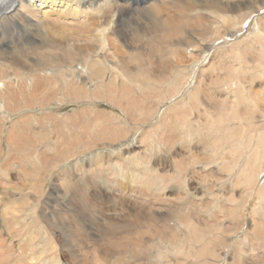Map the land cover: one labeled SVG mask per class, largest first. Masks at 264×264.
<instances>
[{"label":"rangeland","instance_id":"1","mask_svg":"<svg viewBox=\"0 0 264 264\" xmlns=\"http://www.w3.org/2000/svg\"><path fill=\"white\" fill-rule=\"evenodd\" d=\"M258 2L261 3L262 0H258ZM149 3H153L152 5L156 6H166L158 0H152ZM106 11L107 8L105 9V12ZM141 11L140 7L138 10L133 11L129 7L116 10V12L112 11L113 15L108 11L110 13L108 20H111L110 26L117 30L115 33L108 34L109 40L116 46H120L119 48L126 56L125 62L129 63L125 65L127 71H140L143 73L142 69L139 67L137 69L136 63L131 59V55L136 54L132 52L138 50L146 59V66L149 67L151 65L152 68L150 70L154 69L152 72H155V75L162 76V74L169 73L170 69L176 65L177 59H182V64L188 65V70L192 76L188 88H185L180 94L161 102L160 106L158 105V100L147 102L146 107L152 108L150 113H154L153 115L149 112L148 114L150 115L146 114L147 117L145 114H133L134 111L128 109V112L131 114L126 116L124 111H122L124 107L114 105L115 103L110 100L108 101L107 98L96 100L93 103V101L89 102L84 98L78 101L72 94L66 93L63 90L64 82L61 81V76H57L56 74L58 72H55V69L61 62L63 65H66L65 62L61 61L60 57V53L63 54V51L49 50L46 47L39 50L38 53L33 54V51L27 49L28 56H25L26 63L32 70L30 71V67L26 68L19 65L11 69V74H13V72H21L23 75L32 74L34 75L33 78H35V81L37 79L38 81L36 87H31L25 83L20 85L22 90L21 93L18 94L19 96L17 95V100H20V102L23 103L21 105L27 109L18 110L16 113H10L12 112L10 109L12 108L6 107V101L4 99L0 100L4 105L3 112H0V116H2L0 119H2L1 123L5 128L3 133V144L0 145V160H2L0 161V201L3 199L0 204V253L5 251L2 247L4 246L2 242L8 245L12 244L10 243L12 236L8 232L3 216V209L9 207L15 209L18 215L27 214V216H25L26 223H31L32 226L39 224L37 228L30 227L34 233L36 232L35 234H39L40 237L38 238L44 244L53 248L47 251L44 257L48 258L57 253L61 255V262L59 264H76L77 260L79 264H153V262H157L158 264H201L202 260L207 261V264H264V245H262L264 241L259 242L253 237V234L255 235V231L253 230L255 224H262L261 219H264V209L263 215H260L261 209H258L257 213L248 211L249 207L253 205L252 203H254L253 207L257 208L259 206V202L257 203L259 200L256 201V199L260 196H256V192H252L253 194L251 193V196L250 193L246 192L247 189L244 188L245 184L238 181L242 169L241 165L244 162V153L240 155L238 154L240 152H234L233 150L227 153L226 150L223 151L222 148H218L223 141L218 139L219 132H215V129H212L214 131V135L212 136L204 137L203 134L195 132L193 134V139H191L192 137L188 136V133L185 134L182 130H178L175 124V119L179 114L185 115V113H189L190 119H192L193 123L196 125L194 131L199 128V122L197 121L200 120L201 124V122L207 120L204 114H202L201 117L199 116L200 118L198 117V110H195L197 108L192 109L193 105L197 103V99L191 98V93L195 90V86H198V92L200 93L199 98L208 99L211 108L226 97L224 92H219L217 84H214V79L221 75L224 76V70L219 71L220 68L225 66L228 68V65L233 61L230 55H220L222 50L230 47L232 48V46L237 47L240 51H243L244 47H246V50L244 49L245 55L242 58L243 61L247 60V62H245V67L250 68L246 75L247 77L245 76L247 79L246 86L248 88L253 86V89L262 90L264 87V68H262L264 67V42H258L259 40H256L255 36L257 32L255 28L257 23H259V19L264 22V8L258 12L256 11L254 16L247 19L243 24L242 30H238L239 28L232 29V31L234 30L233 33L231 31L229 33L233 35L227 34L223 39L221 38L214 43L207 44L209 48L205 50L206 52L203 51V53H201L199 48L195 47L194 43H189L185 38H182L185 40L178 43L174 37L173 40H175V43L172 44V46L171 42L170 46H168L167 40L165 39L163 41L164 43L162 40H158L161 33L157 30L156 26H149V22L152 19L151 12H143L146 11L145 9H141ZM238 12L241 14L242 11ZM238 12L234 14L238 15ZM189 17L191 18V22L196 21L195 18ZM90 19L96 24L98 23L97 16H91ZM63 27L64 31L74 30V39L64 44L66 51L69 49L73 56L75 55L77 58H79V56L82 57L95 46L94 40L85 41L86 39L77 33L78 26L75 25V23H63ZM60 28L61 26L58 27V30ZM71 28L73 29L71 30ZM222 30L223 29H221V32L224 34L225 32ZM117 32H119L123 38L120 36L117 37ZM27 33L31 35L30 32ZM188 35L195 40L194 35L196 34L193 33L192 30L188 31ZM28 38L29 37H27L26 42ZM170 39H168V41ZM252 41L254 43H252ZM24 46L28 47V44L24 43ZM172 50L176 52L177 56L175 55L174 57ZM196 58L197 60L194 61ZM227 61L229 62L227 63ZM74 69H76L77 72L76 81L81 75H86L85 77L87 78L88 73L84 71L81 72L83 67L79 62L75 63ZM215 69L217 70L214 71ZM27 70L30 71V73H26ZM143 74L145 77L148 71H144ZM67 82L68 80L66 83ZM47 86L49 90L46 92L53 93L54 95L52 96L51 103L47 104V108L42 109L44 104L42 102H37V100L42 101L44 99L43 93ZM92 86L93 82L89 81L87 88H93ZM214 86H216V88L213 89ZM160 88H163L162 84ZM136 89V93L139 94L140 89ZM22 95L24 97H22ZM25 101L27 102L24 103ZM182 102L189 104L188 106H184ZM177 103L181 104L179 108H177ZM21 105H19L18 108H20ZM154 108H156V110ZM199 109H201V104H199ZM245 109L246 108H242L241 112L243 110V112H245ZM247 110L249 111L248 108L246 111ZM87 111H89V113L91 112L89 114L90 117L87 115ZM103 111L106 112L104 113ZM263 111L264 110L261 108L258 110L257 115L253 114L256 116L254 118L255 124H257L258 127L262 126L264 129V117L260 116ZM101 112L103 113L102 115H100ZM113 113L121 116L125 115L128 118L127 124L121 126V128H123L121 131L124 132L122 138L124 135H130V131H132V133L134 131L136 132H134V136L131 139L127 138V140H123V144L118 143L115 147H110L108 144L103 145L102 143L109 140L108 137L111 134V129H107V127L104 126L97 130L100 124L97 121H102V118L107 119L109 116H112L111 114ZM94 116L97 118L96 120ZM33 117L36 119H33ZM88 119H90V124ZM61 120L65 122L62 124ZM213 120L214 119H212V121ZM244 124L247 125L248 121ZM90 125L91 131L88 130ZM20 127H22L23 131H20ZM205 127V125H202L201 129H205ZM237 127L240 126H237L236 122H232L230 129L233 128L234 130ZM26 128V134H28V136L32 134L33 137V135H37L36 133L42 135V137L37 138L38 144L36 151L34 150L35 147H33L31 150L32 155L29 158L17 155L18 153H22L25 149L20 151V148H17L16 142L18 137H14L12 139V141L15 140L12 146L13 151L11 150L12 156L7 167L9 169V176H2L1 170L6 161L1 158H5L8 153V147L6 145L7 130H10L16 135L24 134ZM201 133H203V131ZM244 135L245 137L241 142V149L243 150L249 141L248 136H250V131L248 130L245 133L244 130V132L238 135V138L240 136L242 138ZM96 139L98 141H96ZM256 141L257 140H255V142ZM25 142H28V144L30 143L29 140ZM152 143L159 147L151 150L146 146ZM211 145H217V154L213 157L208 155L207 152L205 153L204 150L205 147ZM223 145L227 147V144L224 142ZM211 151L214 152L215 150ZM38 152H42V158L44 157V159H42L44 161L43 163L37 159ZM125 154L127 158L130 159L139 154L144 160V163H139V167L142 168L143 174L147 176L156 178V175L154 176L149 173L147 163H151L152 166L159 168L160 171L164 173V175H162L160 172V177L157 179V181L164 179L163 183L159 184V182H156L158 185H153L154 189L163 187L165 185L164 181L167 182L166 185L170 188H168L164 196H160L163 200V204L160 203L161 201H157L155 205L152 204L155 208H163L164 210L168 208V204L170 203V209L173 210L174 206L176 207L177 204L181 205L182 201H185L181 198L189 194L187 200L191 201V206L187 207L188 210L191 211L189 215L192 213L190 215V222L192 224H189V221L187 224L190 226L198 224L197 230H199L201 235L207 237V239L210 238V240H214V237H218V240L216 239V241H213L216 244L214 248L217 254L215 253V256L210 254L206 257L203 255L200 259H196L195 251H197L201 243L184 232L180 233L174 240L165 239V243L168 245V249L166 250L165 248L160 249V246L153 247L151 251L154 252V255L157 253V256L153 259L151 258V260H148L146 258L147 256L136 254L138 250L139 253H143L145 251L147 252L149 248L145 249L144 242L136 243V240H133V238L136 239V237L139 236L149 238L152 236L151 232L153 230H150V228H154L156 226L155 223L142 219L140 220L141 226H138L135 216L136 211L133 210L136 208H133L131 202H129L131 207L127 206L126 210H124L120 202L113 200L112 196L118 194V192L109 191V183L107 181L100 179L93 183V179H90L92 182L86 185L81 179H78V174L82 167L84 171L95 168L97 160L103 159L104 165L113 166L118 172L114 177L118 184H135L144 187L143 184L138 182L146 181L147 179H145L144 176L136 178L134 167L132 166L134 161L120 162ZM150 154L152 155L150 156ZM222 155L226 156L224 163L221 162ZM55 160L57 163L54 162ZM34 161H36L37 164ZM263 163L264 159L263 162L260 161L259 164L262 165ZM21 165L22 169L20 170ZM126 165H128L127 168ZM177 167L182 169L180 175H177V173L180 172L177 170ZM175 169L177 171H175ZM228 172H232L230 178H226ZM67 173L71 174L68 180L72 179V183L77 181V186L80 187L79 191H86L85 194L87 198L84 200L86 203H89L86 207L87 209L84 208L81 213H76L74 211H80V206H78L76 200L72 198V193L70 191H64L65 187L63 185L65 183H63L62 180L64 178V180L67 181V179H65ZM260 178L264 180V173L261 174ZM185 179L190 188L189 193H186L184 190ZM86 186L88 188H86ZM4 190L6 191L4 192ZM21 191H24L23 193H25V195H22L20 193ZM247 191L250 192L251 190L248 189ZM247 199L249 200L248 202H246ZM79 202L81 203V201ZM139 202L141 204L142 200H139ZM217 203H219V207L216 208ZM242 204L244 205L245 211L244 217H246L245 225L242 218L238 219L240 215L239 207ZM89 206L91 208H89ZM187 207L185 209H187ZM185 209L181 208L179 211ZM171 210H167L166 213L170 212V214L167 215H170L169 226L170 231L173 233L181 223V220L178 216V211ZM236 214L237 217L235 218ZM23 221L24 220H22L21 223H23ZM25 222L23 224H26ZM149 222H151L152 225L149 226ZM111 223L130 224L131 226L128 227V231H120L124 237L117 239L107 233V229L111 226ZM205 225L207 227H205ZM212 225L216 226L217 230L210 227ZM30 227L25 228L29 229ZM138 227H140V233L137 229ZM239 228L243 229L239 230ZM211 231L215 232V234ZM218 232L219 235L217 236L216 233ZM207 235L210 236L208 237ZM157 236L158 235L155 236L156 241H158ZM18 242L19 239L15 238L13 243L17 245ZM182 244L183 247H181ZM176 247L180 248L181 251ZM209 247L211 249L212 243ZM241 247L248 252L245 257H241L244 259L238 260L239 254L241 255ZM48 248L50 249V247ZM114 253L115 256H112Z\"/></svg>","mask_w":264,"mask_h":264},{"label":"bare ground","instance_id":"2","mask_svg":"<svg viewBox=\"0 0 264 264\" xmlns=\"http://www.w3.org/2000/svg\"><path fill=\"white\" fill-rule=\"evenodd\" d=\"M150 1L152 0H123V2H121V0H0V100L4 99L6 101V107L12 108L10 109L12 112L10 113H16L21 109H27L26 107L21 105L23 103H21L20 100H17V95L21 93L22 90L20 85L25 83L31 87H36L38 79L35 81V78H33L34 75L32 74L23 75V73L21 72H13V74H11V69L18 65L26 68L30 67L26 63L25 56H28L27 49L33 51V54H36L39 50L47 47L49 50L63 51V54L60 53V57L61 61L65 62L66 65H63L61 62L55 69V72H58L56 74L57 76H61V81L64 82L63 90L66 93L72 94L78 101H81L84 98L89 102L93 101V103L96 100L107 98L108 101L110 100L115 103L114 105H120L121 107H124L122 111H124L126 116L131 114L130 112H128L129 110H133V114H145L146 116L148 112L150 113L152 111L151 107H146L147 102L151 100H158V105L160 106L161 102L174 97L177 94H180L181 91H183L185 88H188L191 83L192 76L188 70V65L182 64V59H177L176 65L170 69L169 73L162 74V76L155 75V72H152V70L154 69L150 70L152 68L151 65L149 67L146 66V59L138 50L132 52L136 54H132L131 59L136 63L137 69L139 67L140 69H142L143 73L144 71H148V74L144 77V74L140 71H127L125 65H128L129 63L125 62L126 56L119 48L120 46H116L111 40H109L110 38L108 34L115 33L117 31L114 27L110 26L111 20H108L109 14H112V11L116 12V10H120L126 7L131 8L132 11L138 10L139 7L140 11L141 9H145L146 11L143 12H151L152 19L149 22V26H156L157 30L161 33L158 40H162L163 42L165 39L167 40V45L170 46L171 42L172 46V44L175 43V40H173L174 37L176 38L178 43H181L186 39L189 43H194L195 47L199 48L201 53H203V51L206 52L205 50L209 48L207 44L214 43L221 38L223 39L227 34H230V31L233 33L234 30L232 31V29L239 28L238 30H242L244 26L243 24L246 22V20L254 16L256 11L258 12L259 10L264 8V3H262L264 2V0H262L261 3H259L258 0H158L166 6L152 5L153 3H149ZM5 3L10 5V7H5ZM106 8L107 11L105 12ZM238 11H242L241 14ZM235 12H238L239 14H234ZM91 16H97V24L91 21ZM189 16L195 18L196 21L191 22V18ZM63 23H75V25L78 26L77 33L83 36L86 39L85 41L94 40L95 46L91 48L89 52H86L87 54H84L82 57L79 56V58H77L75 55L73 56L69 49L68 51H66V47H64V44L69 43V40L74 39V30H72L73 28H71L72 31H64ZM59 26H61V28L58 30ZM221 29H223L222 31L225 32L224 34L221 32ZM255 29L257 32L255 36L256 40H259L258 42H264V22L259 19V23H257ZM189 30H192V32L196 34L194 35L195 40H193L188 35ZM27 32H30L31 35H29ZM232 33L230 35H233ZM117 34V37L120 36L123 38V36H121L119 32H117ZM27 37L29 38L26 42ZM168 39L170 40L168 41ZM24 43H27L28 47H25ZM252 43L254 42L252 41ZM187 49L189 50L188 47ZM244 49L246 50V47H244ZM244 49L243 51H240L237 47L232 46V48L230 47L228 49L222 50L220 55H230L233 61L228 65V68H226L227 66L220 68L219 71L224 70V76H220L219 74L220 77L214 79V84H217V89L219 90V92H224L226 97L218 104L214 105L212 107L213 109L210 107L211 105L208 103V99L199 98L200 93L198 92V86H195V90L191 93V98L197 99V103L193 105L192 109L197 108L195 110H198V117H201V115L204 114V117L207 120L201 122V124L200 120L197 121L199 122V128L194 131L196 125L193 123L192 119H190L189 113L186 114L184 112L185 115H176L178 117L175 119V124L178 127V130H182V132H184L185 134L188 133V136L192 137L191 139H193V134L195 132L203 134L204 137L212 136L214 135V131L212 129H215V132H219L218 139L227 144L228 147L227 149V147L224 146L222 142V144L219 145L218 148H222L223 151L226 150L227 153H229V151L231 152L232 150L234 152H240L238 153L240 155L244 153V162L241 165L242 169L240 171L238 181L245 184V189L251 190L250 192L246 190V192L250 193L251 196L253 194L252 192H256V196H260L256 199V201L259 200L257 201V203L259 202V206L257 208L253 207L254 203H252L253 205L249 207L248 211H254L255 213H257V210L261 209L260 215H263L264 180L260 177L261 174L264 173V163L262 165H260L259 163L260 161L263 162L264 159V129L262 128V126L258 127V125L255 124L254 118L256 117L255 115L258 114V110H260L261 108L262 110H264V87L262 88V90H256L253 89V86H251L250 88L246 86L247 79L245 78V76L249 72L250 68L245 67V62H247V60H242L245 55ZM172 53L175 57L176 52L172 50ZM196 60L197 58L194 61ZM76 62H79L82 65L83 69H81V72L84 71L88 73L87 78L85 77L86 75H81L79 78H77V81L75 80V78L77 77L76 69H74ZM228 62L229 61H227V63ZM217 69H215L214 71H216ZM31 70L32 68L30 67V71ZM30 71L27 70L26 73H30ZM67 80L68 82L66 83ZM89 81L93 82V88H89L90 90L87 88ZM161 84L163 85V88H160ZM136 88L140 89L139 94L136 93ZM214 88H216V86H214L213 89ZM47 90H49L48 86L45 88L43 93L44 99L42 101L37 100V102H42L44 104L42 109L47 108V104L51 103L52 96L54 95L53 93H47ZM22 97L24 96L22 95ZM26 102L27 101H25L24 103ZM188 104L189 103L182 102V105L184 106H188ZM199 104H201V109H199ZM19 105H21L20 108H18ZM176 105H178L177 108L181 106L180 103H177ZM0 107V112H3L4 105L1 102ZM242 108H248L249 111H246L245 109V112H243L244 110L241 112ZM154 109L156 110V108ZM103 112L105 113L106 111ZM90 113L89 111H87L88 116ZM102 114L103 113L101 112L100 115ZM150 114L153 115L154 113ZM111 115L112 116H109L107 119L102 118V121H97L100 123L97 127V130L103 128L104 126L107 127V129H111V134L108 137L109 140L104 141L102 144H108L110 147H115V145L118 143L123 144V140H127V138L131 139L134 136V132L136 131H134L133 133L132 131H130V135L127 132L128 135H124V137L122 138L124 132L121 131L123 129L121 128V126L127 124L128 118L125 115L121 116L116 113H113ZM260 116L264 117V111ZM1 117L2 116H0V118ZM94 118L95 120L97 119L95 116ZM33 119L36 118L33 117ZM212 119L214 120L212 121ZM1 120L2 119H0V145L3 144V133L5 131V128L2 126ZM88 121L90 124V119H88ZM247 121L248 124L245 125L244 123ZM61 122L63 124V122L65 121L61 120ZM232 122H236L237 126L240 127H237L234 130L233 128L230 129ZM202 125L206 126L205 129H201ZM20 128V131H23L22 127ZM88 130L91 131V125ZM244 130L245 133L249 130L250 136H248L249 141L247 142L244 147L245 149L243 150L241 149V142L245 135L242 138L241 136L238 138V135L244 132ZM26 131L27 128L24 134L14 135L10 130H7L6 145L8 147V153L6 154L5 158H1L6 161L4 162V167L1 170L2 176H9V169L7 167L12 156L11 150L13 151L12 146L14 145L15 141H12V139L14 137H18V140L16 142L17 148H20V151H23L25 149L22 153H18L17 155L29 158L32 155L31 150L33 149V147H35L34 150L36 151L38 144L37 138L42 137V135L40 133H36L37 135H33L32 137V134H29L28 136V134H26ZM202 131L203 133H201ZM150 139L152 138L150 137ZM26 140H29L30 143L28 144V142H25ZM255 140L257 141L255 142ZM96 141L98 140L96 139ZM146 146L151 150L159 147L158 145L153 143L147 144ZM216 146L217 145H211L209 147H205V153L207 152L211 157H213L214 155L216 156ZM211 150L215 151L212 152ZM151 155L152 154H150V156ZM37 156V159L43 163L44 161L42 159H44V157L42 158V152H38ZM124 156L122 157L120 162L134 161V164H132V166L134 167L136 178L144 176L145 179H147L146 181L138 182L143 184L144 187H140L135 184H118L114 179L115 175L118 174V172L114 169L113 166L104 165L103 159L97 160V165L95 168L84 171L82 167L80 169L81 171L78 174V179H81L82 182L86 185H88L89 182H92V180L90 181V179H93V183L97 182L100 179L107 181L109 183V191L111 190L112 192H118V194L112 196L113 200H115L116 202H120L124 210H126L127 206H130L129 202H131V206L133 208H136L133 210L136 211L135 216L138 226H141L140 220L142 219L153 221L155 223L156 226L154 228H150V230H153L151 232L152 236H150L149 238H144L142 236L136 237V239L133 238V240H136V243L144 242L145 249H150H148L147 252L145 251L143 253H139V250H135L136 254L143 255L145 257L147 256L146 258L148 260H151V258L153 259L155 256H157V253L154 255V252L151 251L153 247L160 246V249L165 248L166 250L168 249V245L165 243V239L174 240L180 233L184 232L185 234L188 233L196 241L201 243L197 251H195L196 259H200L201 257H203V255H205L206 257L210 254L212 256H215L217 254L214 248L216 244L213 241H216V239L218 240V237H214V240H210V238L207 239V237L201 235L199 233V230H197L198 224H193L192 226L189 225L192 224L190 222V215L192 213L189 215V212L191 211H189L187 207L191 206V201L187 200L189 194H187V196H183L181 199H184L185 201L181 200L182 204H177L176 207L174 206L173 210L170 209V203L168 204V208H165L164 210L163 208H155L154 205L157 203V201H161L160 203L163 204V200L162 198H160V196H164L167 193L168 188H170L166 185L167 182L164 181L165 185L163 187L154 189L153 185H155L156 182H159V184L163 183L164 179L161 180L162 182L157 181V179L160 177V172L162 175H164V173L160 171L159 168L152 166L151 163H147L149 167V173L154 176L156 175V178L147 176L143 174L144 172L141 170L142 168L139 167V163L141 164L144 161L139 154L131 159L127 158L126 154ZM225 157L226 156L222 155L221 162L224 163ZM54 162L57 163L56 160ZM127 167L128 165H126V168ZM177 168V170L180 171L177 173V175H180L182 173V169H180L179 167ZM21 169L22 165L20 166V170ZM177 170L175 169V171ZM231 174L232 172H228L226 178H230V176H232ZM70 175V173H67V175H65V179H67V181L64 180V178L62 180L63 183H65L63 185L65 187L64 191H70L72 193V198L75 199L76 203H78V206H80V211H74L76 213H81L89 203H86V201L84 200L87 198L85 194L86 191H79L80 187L77 186V181L72 183V179L68 180V177H71ZM186 181L187 180L185 179L184 190L186 193H189L190 188L187 185ZM86 188L88 187L86 186ZM5 191L6 190H4V192ZM23 192L24 191H21L20 193L22 195H25V193ZM139 200H142L141 204ZM2 201L3 199L0 201V204L2 203ZM79 201H81V203ZM248 201L249 200L247 199L246 202ZM186 207L187 209H185ZM217 207H219V203L216 204V208ZM89 208L91 207L89 206ZM181 208H184L185 210L179 211ZM167 210L178 211V216L181 220V223L177 226V229H175L173 233L170 231V215H167L170 214V212L166 213ZM239 210L240 215L238 219L242 218L245 225L246 217H244L245 211L243 204L239 207ZM3 211L6 227L8 228L9 234L12 236V240L10 242L12 244L8 245L5 242H2L4 245L2 247L5 251L3 253H0V264H59L61 262V255H58L57 253L49 256L48 258L44 257L45 253L51 250L52 247L44 244L38 238L40 236L39 234H35L36 232L34 233L32 228L30 227L32 226L31 223H29V225L25 222V216H27V214L18 215L15 209L9 207L4 208ZM236 217L237 214L235 218ZM22 220H24L23 223L25 222L26 224L21 223ZM188 221L189 224H187ZM263 222L264 219L262 218V224H255V228H253V230L255 231V235L253 234V237L259 242L264 241ZM148 224L149 226L152 225L151 222H149ZM38 225L39 224L35 226L33 225L32 227L37 228ZM129 226L131 225L111 223V226L107 229V233L112 237L118 239L120 237H124L122 235V232L120 231H128ZM25 227L30 228L27 229ZM205 227L207 226L205 225ZM210 227H213L215 230H217V227L214 225ZM137 229L139 231L140 227H138ZM241 229L243 228H239V230ZM211 232L215 234V232ZM156 235L159 236H157L158 241H156ZM216 235L218 236L219 232L216 233ZM15 238L19 239L17 245L16 243H13ZM211 243L212 247L210 249L209 245ZM262 245H264V243ZM48 247H50V249ZM181 247H183V244L181 245ZM241 248L242 252L240 251L241 255L239 254L238 260L244 259L241 257H245L248 252L247 250H244L243 247ZM178 250L181 251L180 248H178ZM112 256H115V253L112 254ZM208 262L211 263L210 261ZM76 264H79L78 260L76 261ZM153 264L158 263L153 262ZM201 264H207V261L202 260Z\"/></svg>","mask_w":264,"mask_h":264},{"label":"snow or ice","instance_id":"3","mask_svg":"<svg viewBox=\"0 0 264 264\" xmlns=\"http://www.w3.org/2000/svg\"><path fill=\"white\" fill-rule=\"evenodd\" d=\"M121 2H123V0H121ZM4 6H5V7H10V5H8L7 3H5Z\"/></svg>","mask_w":264,"mask_h":264}]
</instances>
